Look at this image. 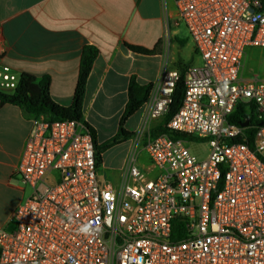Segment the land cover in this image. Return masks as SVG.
I'll return each instance as SVG.
<instances>
[{"label": "built area", "instance_id": "built-area-1", "mask_svg": "<svg viewBox=\"0 0 264 264\" xmlns=\"http://www.w3.org/2000/svg\"><path fill=\"white\" fill-rule=\"evenodd\" d=\"M176 7L201 64L187 69L167 133L154 136L153 128L169 112L177 69L164 63L144 105L135 145L144 140L157 175L134 153L121 188L101 185L85 126L34 118L17 167L32 192L13 228L0 227V264H264V80L240 76L246 48H264V0H176ZM165 27L169 36L168 20ZM18 83L0 61V93ZM240 104L255 109L247 127L230 121ZM204 143L209 154L200 160L191 145Z\"/></svg>", "mask_w": 264, "mask_h": 264}, {"label": "crops", "instance_id": "crops-1", "mask_svg": "<svg viewBox=\"0 0 264 264\" xmlns=\"http://www.w3.org/2000/svg\"><path fill=\"white\" fill-rule=\"evenodd\" d=\"M176 22V0H0V61L18 77L22 73L35 76L37 81L48 77L52 99L69 106L74 99L83 49L94 46L98 55L86 85L83 117L96 131L97 144L102 145L119 131L132 79L143 86L155 84L165 62L169 69L195 62L186 53L190 47L196 54L194 44L181 36V25ZM128 45L157 51L152 55L137 54ZM249 56L250 52H245L241 78L264 80V49L254 53L252 59ZM143 112L144 106L124 124L132 137L102 154L97 167L101 185L121 188L134 153L143 170L151 177L157 175L144 146L135 147ZM32 127L33 118L21 108L0 106L3 228L12 226L17 208L28 197V185L17 174V167Z\"/></svg>", "mask_w": 264, "mask_h": 264}, {"label": "trees", "instance_id": "trees-1", "mask_svg": "<svg viewBox=\"0 0 264 264\" xmlns=\"http://www.w3.org/2000/svg\"><path fill=\"white\" fill-rule=\"evenodd\" d=\"M127 47L130 51L143 55H152L155 54L157 51V49L149 50L143 47L133 45H128ZM97 55L98 50L94 46L88 45L84 47L80 60V69L78 81L75 88L74 99L71 105L62 106L52 99L50 93V79L48 77H44L41 81H37L35 76L28 73H22L19 77V83L12 93H0V106L4 104L17 106L33 119L38 118L39 116H43L49 122L61 120H74L82 123L85 128L90 132L94 140L96 150V164L98 167L102 162V154L104 153V151H106L113 145L123 142L132 137V134L128 133L124 129V124L131 116H133L136 112L140 111L146 104L149 99L153 84L143 86L138 84L134 79L131 80L128 88V103L122 115L120 128L117 135L106 143L98 145L96 142V131L91 125H89L84 120L83 117V104L86 93V85ZM188 67L189 65H182L177 68L180 73V77L177 81L172 96V103L170 104L169 112L161 120V122L153 128L154 136H158L169 131L167 128V124L171 120V118L177 113V111L182 105L185 95V79ZM254 117V106L251 105L250 111H248L247 106L240 104L237 106L235 112L230 117V121L237 125H242L246 119H250L252 124ZM255 132L256 130L253 126H249L245 130V142L251 148H253L254 145L253 142ZM175 137L185 138V136L178 134L175 135Z\"/></svg>", "mask_w": 264, "mask_h": 264}, {"label": "rangeland", "instance_id": "rangeland-1", "mask_svg": "<svg viewBox=\"0 0 264 264\" xmlns=\"http://www.w3.org/2000/svg\"><path fill=\"white\" fill-rule=\"evenodd\" d=\"M181 30H182V37L188 42L190 43L192 40L190 38L189 32L188 30L185 28V26L183 24H181ZM260 49H264V48H256V47H247L245 52H247V54L250 52V56L248 57L249 59H252L253 54L256 53L257 51H259ZM257 50V51H256ZM187 55H192L193 56V60L197 63V65L201 64V59L199 58L198 55H196L193 50L188 47L186 50ZM251 61V60H250ZM195 62L191 63V65L196 64ZM137 143V142H136ZM136 147H140V146H144V140L141 141L139 144L135 145ZM191 149L192 152H194L197 157L200 160H203L207 157V155L209 154V147L207 144H203L201 146H196V145H191ZM59 181V172L58 171H53L49 176H48V182L52 185L57 184ZM27 191H26V195L29 197L31 195L32 189L30 186H27ZM13 228V226L7 227V230H11Z\"/></svg>", "mask_w": 264, "mask_h": 264}, {"label": "water", "instance_id": "water-1", "mask_svg": "<svg viewBox=\"0 0 264 264\" xmlns=\"http://www.w3.org/2000/svg\"><path fill=\"white\" fill-rule=\"evenodd\" d=\"M248 121H246V122H244L243 124H242V126H244V127H247L248 126Z\"/></svg>", "mask_w": 264, "mask_h": 264}]
</instances>
